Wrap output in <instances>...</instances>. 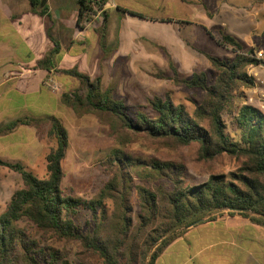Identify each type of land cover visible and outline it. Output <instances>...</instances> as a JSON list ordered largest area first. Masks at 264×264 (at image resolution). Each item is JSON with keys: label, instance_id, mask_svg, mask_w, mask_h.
Masks as SVG:
<instances>
[{"label": "trees", "instance_id": "trees-1", "mask_svg": "<svg viewBox=\"0 0 264 264\" xmlns=\"http://www.w3.org/2000/svg\"><path fill=\"white\" fill-rule=\"evenodd\" d=\"M28 1L33 13L46 14V0ZM77 3L80 22L93 9L92 1ZM107 20L106 12L98 29L105 52ZM217 43L230 48L234 57L222 59L203 53L213 70L211 79L206 72L180 77L168 54L174 74L162 77L203 94L201 102L192 100L191 110L170 95L130 105L113 94L116 87L104 89L102 76L92 79L76 68L59 69L60 46L55 42V49L37 66L77 79L79 87L63 92L61 101L78 118L104 115L118 145L102 162L106 179L85 199L63 185L70 139L59 118L25 116L0 126V136L30 126L52 142L45 157L44 177L22 162L0 158V166L20 174L22 180L0 215V264H94L93 257L102 264H157L169 246L191 228L225 215H239L264 229V110L248 104L246 95L255 84L248 67L259 61L229 34L222 33ZM143 137L167 150L196 145L199 159L213 161L228 155L236 158L240 167L199 180L184 159L127 150ZM49 239L78 243L76 261L71 250L59 248Z\"/></svg>", "mask_w": 264, "mask_h": 264}, {"label": "rangeland", "instance_id": "rangeland-1", "mask_svg": "<svg viewBox=\"0 0 264 264\" xmlns=\"http://www.w3.org/2000/svg\"><path fill=\"white\" fill-rule=\"evenodd\" d=\"M18 1L0 0V61H6V63L11 61V58H22L25 60L31 58L33 60L37 57L36 48H30L29 44L23 41L24 34L22 32L19 33V36L16 33L11 36V26H37L38 23L40 26H44V24H40L42 22L40 17L29 16V14L26 16L20 15L23 18L21 25L14 21L11 17V3ZM114 1L124 3L130 9L129 11L140 13L142 17H137L143 21L136 26H117L118 29L116 31V26H109V44H111V47H115L113 46L114 44L120 43L121 46L119 48H127V56L125 60L123 59V62L118 63L119 72L116 71L117 73L114 72L111 76L107 75L103 78L104 89L116 87L117 91L113 92V94L118 98L125 99L130 105L147 104L149 99L154 96L165 97L166 95H170L176 103H184L192 110V100L201 102L203 94L200 92L194 93L186 87L178 86L173 80L168 78L174 74L168 63V54L171 55L170 51L172 50L174 40L172 38L174 27L169 24H172L170 21H173V19L179 21V19L184 17L190 18L192 16L190 9L198 8L199 6L192 7L187 4H181L179 3L180 0H111L110 3L113 4ZM198 1L202 2L201 5L209 14L215 16L206 25V28H194L192 33L187 28H184L180 32L177 38H179L182 44L192 45L193 50H196V55H193L194 57L178 55L176 56L175 64L180 77H190L194 72H206L211 79L213 70L203 53H208L222 59L234 57L231 49L220 46L215 39L221 36V29H223V32L227 31V28L221 26V15L217 16L216 12L219 9L230 8L254 13L256 10L255 5L260 2L264 3V0ZM55 4L52 0L49 6L55 9ZM75 5L74 0H66L62 9L57 8L59 12H64V18L67 21V23L61 25L63 38L60 41L64 48L70 47L67 44L73 38L75 31H77L75 24L71 22L76 14ZM251 5L252 7H250ZM248 7L250 8L248 9ZM111 12L114 15L117 13V9L113 8ZM146 21L151 23L147 24ZM113 22L114 20H112ZM179 23L181 22L179 21ZM122 35H124L123 38H121ZM11 37L13 40H11ZM133 44H136L137 48H139L136 55L129 48ZM97 50L101 52V47L97 42V34L94 33L91 35L90 43L87 45L84 53L79 56L71 52L68 54L64 66L67 68L78 67L82 71H96L99 60ZM129 50L131 51L129 52ZM162 74L168 77H162ZM75 80L74 82H79L77 79ZM59 81L67 88V76H60ZM8 87L9 85L1 88L0 92ZM60 87L61 90L59 92H52L61 95L63 89L61 85ZM248 90H246V95H250ZM31 102L33 103H31V113L41 118L56 116L69 131L70 146L63 162L66 172L63 185L85 199L92 197L106 179L102 162L110 151L118 145V141L111 133L107 119L104 115L100 114L86 115L83 118H78L74 111L66 105L59 108L61 112H57L58 108H56L55 98L48 92L45 94L43 92L40 100L41 104L39 101L35 103L34 97ZM24 115V112H13L11 109L0 110V126L5 125L11 120L22 118ZM20 136L24 140L23 142H29V140L33 139V136L27 137L26 134H21ZM14 137L15 135L11 136V134L0 136V158L10 161L6 158V155L9 153L7 151H10L11 139ZM38 137L45 151H42L37 159L24 160L23 164L39 177H44L46 175L45 157L50 150L52 142L43 133H38ZM127 150L135 154L184 159L192 175L199 180H205L212 174H229L240 167L239 161L228 155L219 156L213 161H204L197 156L198 147L196 145L179 148L178 150H167L161 143L144 137L138 138L130 144ZM18 151L20 150H13V152ZM21 184L20 174L7 167L0 166V215L5 211L14 191ZM49 243L59 248L71 250L72 259L76 261L77 253L80 251L78 243L57 241L56 239H49ZM213 254L214 252L204 254L202 257L199 256L198 260H189L186 264H220L217 263V258L212 256ZM92 259L94 264H102L97 257H93ZM164 260L165 258L160 261V264H163ZM240 262L241 254H237L233 264H239Z\"/></svg>", "mask_w": 264, "mask_h": 264}, {"label": "crops", "instance_id": "crops-1", "mask_svg": "<svg viewBox=\"0 0 264 264\" xmlns=\"http://www.w3.org/2000/svg\"><path fill=\"white\" fill-rule=\"evenodd\" d=\"M106 1L108 4V22L106 24L107 52H105L101 46V35L98 31L100 27L90 28L87 31L82 30L81 23L78 21L80 7L77 0H74L76 3L75 18L71 20V22L75 24L77 31H75L70 42L68 44L65 43L70 46L69 48H64L60 41V39L63 38L61 25H64L67 21L64 18V12L62 11L61 13L59 9L57 10V8L62 9V7H64L66 0H53V3H56L55 9L49 6L52 0H47L44 5H47L48 9L44 16L33 13L28 0H19L18 2L11 3V17L14 21L21 25L23 18L20 17V15L26 16L29 14V16L34 15L40 17L42 21L40 24H44V26H40L39 23V26H11V36L15 33L19 36V33L22 32L24 34L23 41L29 44L30 48H36L37 57L33 60H31V58L28 60L11 58V61L7 63L6 61H0V89L9 85L8 88L0 92V110L11 109L13 112H24V117L31 116L41 118L31 113V100L34 97L35 103H38L42 98L43 92L44 94L48 92L55 98L57 104L56 108H58L57 112H61L59 108L64 106L61 101V95L55 94L46 88L43 85L44 80L48 77H53L62 86L63 92L78 88L79 82H74L75 78L55 71V69L48 71L37 66L38 61L43 59L48 52L55 49V42L60 46L59 54L56 58L57 67L59 69L71 70L76 68L90 75L92 79L99 76L105 78L107 75L111 76L116 71L119 72V67L117 65L119 62H123V59H126L127 48H119L121 46L120 43H117V45L114 44L113 46L115 47H111V44L108 42L109 26H116V31L118 29L117 26H136L141 24L143 20L137 17V15L129 13L130 9L126 7L124 3L114 1L113 5H115V7H113L110 3L111 0ZM179 3L187 4L192 7H197L198 5L199 7L190 9L192 16H190V18L184 17L179 19L181 23L176 19L170 21L172 24L169 25L174 27L172 37L174 40L172 43V50L170 51L174 62H176V56L178 55L192 57L196 55V50H193L192 45L189 46L186 43L182 44L179 38H177L180 32L184 28H187L191 33L194 28H206V25L209 24L215 16L209 14L201 5L202 2L198 0H180ZM250 7H252V5ZM250 7H248V9ZM113 8L117 9V13L114 15L111 12ZM255 9L254 13L230 8L219 9L216 12L217 16L221 15V26L227 28L226 32H223V29H221V34L225 33L235 37L243 45L244 51L251 53L264 50V3H257ZM112 20H114L113 23ZM148 23L150 24L151 22H147V24ZM94 33L97 34V42L101 47V52L97 50L99 60L96 71H91V73L90 71H82L78 67H65L64 64L68 58V54L74 52L81 56L90 43L91 35ZM123 36L124 35H122L121 38H123ZM218 38H215L216 41ZM11 40H13L12 37ZM129 48L135 55L136 52L138 53L139 51L136 44L130 45ZM131 50H129V52ZM199 52L201 53V51ZM62 75L67 76V88L59 81V77ZM248 92L250 93L251 89H249ZM21 134H26L27 137L33 136V139L29 140V142H23L24 140L21 138ZM12 135H15V137L11 139L10 151H7L9 153L6 155V158L10 161H19L23 163L26 159H37L42 151H45V148L41 146L42 142L38 137V132L33 127L21 126L11 133V136ZM13 150L20 151L13 152ZM191 234L193 235L191 236ZM173 247L175 248L172 250ZM212 252H214L212 256H215L217 258V263L220 264H233L237 254H241V262L239 264H264V229L239 215H225L214 222H207L191 228L183 237L177 239L169 246L159 258L157 264H160V261L164 258L163 264H186L189 260H198L199 256L202 257L204 254H210ZM164 255L165 257H163Z\"/></svg>", "mask_w": 264, "mask_h": 264}, {"label": "built area", "instance_id": "built-area-1", "mask_svg": "<svg viewBox=\"0 0 264 264\" xmlns=\"http://www.w3.org/2000/svg\"><path fill=\"white\" fill-rule=\"evenodd\" d=\"M92 10L80 21L81 28L87 31L90 28L101 27L105 20V13L108 10L107 2L103 5V0H91ZM115 7V5L111 4ZM254 57L259 61L258 64H250L248 74L254 78L255 84L251 88L250 95H247V103L264 110V50L254 53ZM43 85L53 92H59L61 87L53 78L48 77L44 80Z\"/></svg>", "mask_w": 264, "mask_h": 264}, {"label": "water", "instance_id": "water-1", "mask_svg": "<svg viewBox=\"0 0 264 264\" xmlns=\"http://www.w3.org/2000/svg\"><path fill=\"white\" fill-rule=\"evenodd\" d=\"M45 4V2L43 3V5Z\"/></svg>", "mask_w": 264, "mask_h": 264}]
</instances>
